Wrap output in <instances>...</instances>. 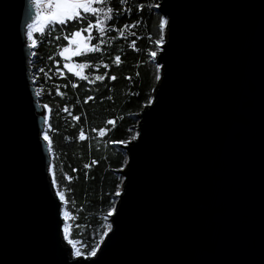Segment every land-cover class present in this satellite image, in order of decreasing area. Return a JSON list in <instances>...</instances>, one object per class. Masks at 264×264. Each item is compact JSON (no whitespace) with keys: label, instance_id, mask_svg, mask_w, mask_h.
I'll return each instance as SVG.
<instances>
[{"label":"water","instance_id":"1","mask_svg":"<svg viewBox=\"0 0 264 264\" xmlns=\"http://www.w3.org/2000/svg\"><path fill=\"white\" fill-rule=\"evenodd\" d=\"M31 11L0 0V264H65L36 137ZM155 11L169 18L153 57L161 80L133 116L137 139L119 146L124 191L96 264H264V0H158Z\"/></svg>","mask_w":264,"mask_h":264},{"label":"trees","instance_id":"2","mask_svg":"<svg viewBox=\"0 0 264 264\" xmlns=\"http://www.w3.org/2000/svg\"><path fill=\"white\" fill-rule=\"evenodd\" d=\"M136 4L141 5L139 11L135 10ZM152 5H158V0H126V4L111 0L114 16L116 9L125 10L117 21L118 27L134 21L139 23L124 27L119 34L107 32L106 38L93 34L89 44H97L101 51L87 54L90 66L84 70V75L91 83L72 76L63 67L57 47L62 43L61 34L56 31L58 26L46 33H34L37 44L32 48L30 78L35 90L41 91L38 102L49 106V127H44L43 131L49 136L48 147L52 150L49 153L52 178L65 191L63 206L69 213L70 238L86 244L108 223V217L105 220L107 208L112 206L113 200L116 202L112 193L115 185L121 183L116 171L122 169L121 164L125 165L126 154L119 147L122 143L115 141L132 135L136 124L133 116L143 109L141 104L152 95L150 89L153 90L157 82L156 63L148 53L155 50L160 14L155 11L157 6ZM64 29L70 32L72 27L65 25ZM109 39L111 43L107 42ZM98 40L105 42L100 44ZM116 56H119V64ZM71 59L80 63L85 57ZM104 64L109 67L104 68ZM95 75L105 78L97 81ZM109 76L115 79L110 80ZM73 83L76 87H72ZM86 97L91 99L86 100ZM72 116L77 119L72 120ZM108 120L113 123L107 124ZM100 128L105 129L104 133L99 132ZM80 132L84 133V139L79 138ZM93 160L96 163L93 164ZM65 175L71 179L65 180Z\"/></svg>","mask_w":264,"mask_h":264},{"label":"snow or ice","instance_id":"3","mask_svg":"<svg viewBox=\"0 0 264 264\" xmlns=\"http://www.w3.org/2000/svg\"><path fill=\"white\" fill-rule=\"evenodd\" d=\"M32 11L25 13V31L23 33L24 38L27 41V48L32 49L36 46L37 40L34 39V33H46L51 30L54 26L56 31L61 34L62 43L57 45L58 55L63 59V67L68 73H71L74 77H79L82 80H89V77L84 75V70L88 68L89 58L87 54L99 52L101 49L97 47V44H89V41L93 39V34H98L99 37L106 38L107 32H117L118 34L122 32L124 27L131 28L133 24L139 23V21H134L133 24L119 25L117 26V21L124 14L125 10L116 9V15H113L114 9L111 7V0H28ZM121 4H126V0H120ZM157 5H152L156 7ZM141 5L136 4L135 10L139 11ZM160 10L163 11L165 5H160ZM130 11V10H129ZM169 18L166 15H160L158 18V29L159 36L155 40V50L150 51L148 55L150 57H156L157 53L161 52V44L164 43L166 26L168 24ZM65 25L72 27L70 32H66L64 29ZM57 39V37H52ZM115 39V37H113ZM67 41V43H63ZM104 40H98V43L103 44ZM111 43V40H107ZM151 42V41H150ZM56 55V53H53ZM84 56L85 60L80 63L72 61V57ZM51 59V57H49ZM116 63L119 64V56L115 57ZM55 63V62H54ZM104 68H108V64L103 65ZM59 72L60 70L57 69ZM63 76L64 73L60 72ZM104 76L95 75L94 79L97 81L104 80ZM108 79L114 80L115 76H109ZM155 80H161V64L157 63L155 65ZM92 81L89 80V83ZM72 87H76L75 83ZM152 90L150 89V92ZM35 95L40 96L41 91L39 88L35 90ZM91 97H86V100H90ZM154 101L153 95H149L147 100L141 104V107L145 105H152ZM43 115L41 122L45 128L49 127V115L47 104L42 105ZM76 116H72V120H76ZM107 124H112V120L106 121ZM93 131H96L93 129ZM105 129L100 128L99 132L104 133ZM139 133L133 132L132 135L126 140L115 141L116 143L128 144L130 140L134 141L137 139ZM38 141H43L45 146L49 144V136L43 130H38L36 133ZM79 138L84 139V133H79ZM48 151L51 154V147H48ZM128 157H124V162L127 163ZM96 163V161H92ZM85 168L88 165H84ZM121 168L124 164L120 165ZM75 171V170H73ZM47 172L49 177L53 175V166L51 163L47 165ZM65 180L71 179L68 175H65ZM122 182L124 180L123 176L118 177ZM124 191L121 187V183L115 185V192L112 193L113 196L119 197ZM51 194L54 197L53 200V218L54 226L57 229L56 235L60 240L63 241L60 244L64 254H65V264H96L99 259L100 253L103 251L102 242H105L106 236L112 231V224L105 223L102 229L94 233V240L90 244H86L79 239L70 238V230L68 226L69 213L65 210L63 206L65 204V191L58 184L55 178L51 179ZM58 200L59 204L55 201ZM112 206L107 208V217L112 216L115 209V201L113 200ZM57 216L64 221L60 223V220L56 219Z\"/></svg>","mask_w":264,"mask_h":264},{"label":"rangeland","instance_id":"4","mask_svg":"<svg viewBox=\"0 0 264 264\" xmlns=\"http://www.w3.org/2000/svg\"><path fill=\"white\" fill-rule=\"evenodd\" d=\"M134 132H136L135 129H134ZM130 141H131V140H130Z\"/></svg>","mask_w":264,"mask_h":264},{"label":"bare ground","instance_id":"5","mask_svg":"<svg viewBox=\"0 0 264 264\" xmlns=\"http://www.w3.org/2000/svg\"><path fill=\"white\" fill-rule=\"evenodd\" d=\"M31 79V78H30ZM33 85V84H32ZM34 87V86H33Z\"/></svg>","mask_w":264,"mask_h":264}]
</instances>
